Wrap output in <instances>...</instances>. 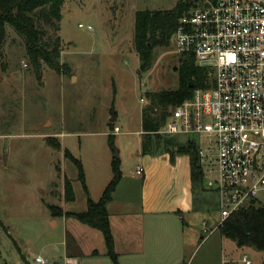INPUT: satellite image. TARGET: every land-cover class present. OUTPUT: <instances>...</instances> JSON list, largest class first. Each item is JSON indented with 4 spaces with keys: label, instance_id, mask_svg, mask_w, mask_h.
I'll use <instances>...</instances> for the list:
<instances>
[{
    "label": "rangeland",
    "instance_id": "1",
    "mask_svg": "<svg viewBox=\"0 0 264 264\" xmlns=\"http://www.w3.org/2000/svg\"><path fill=\"white\" fill-rule=\"evenodd\" d=\"M176 2L64 0L57 33L63 41V67L56 72L43 64L41 80L25 55L22 39L7 27L6 41L0 48V264H37L32 258L47 251H42L46 244L53 247V259L62 260L56 255H62L64 226L61 220L57 226L51 224L47 203H58L53 194L60 191L62 173L74 185H82L76 164L64 157L65 148L80 162L85 185L87 181L93 191L101 180L111 179V163L117 152L123 182L132 188L129 196L135 195L147 169V188L159 204L172 208L183 204L193 187L191 180L189 184V155L175 152L170 160L166 150L175 145L170 142L167 147L165 141L172 136L159 133L151 137L155 140L160 136L159 142L153 141L148 153L142 154L141 130V111L149 103L147 93L178 86L180 55L171 39L167 47L154 48L151 67L140 72L133 48L135 12L170 9ZM205 2L197 0L191 8ZM115 126L119 132H112ZM48 136L59 140L60 150L47 145ZM173 137L179 142L186 139ZM137 164L144 169L142 175L134 173ZM56 178L59 182L54 186ZM194 188V204L198 206L199 198L204 197L207 210L190 216L200 229L204 220L208 229H214L220 220L216 197L200 195L204 192L198 184ZM258 199L264 205V191ZM131 202H136V196ZM184 217L186 226L190 218ZM201 235L206 236L202 230ZM219 235L215 229L211 241ZM211 241L197 248L194 261L210 256L206 253ZM212 250L214 260L217 251L213 246ZM235 253H245L251 264L258 259L248 248Z\"/></svg>",
    "mask_w": 264,
    "mask_h": 264
},
{
    "label": "built area",
    "instance_id": "2",
    "mask_svg": "<svg viewBox=\"0 0 264 264\" xmlns=\"http://www.w3.org/2000/svg\"><path fill=\"white\" fill-rule=\"evenodd\" d=\"M171 38L178 55L205 68L207 85L171 107L157 133L194 141L203 187L217 198L219 225L260 205L264 191V0L207 1L181 16ZM143 172L135 167V174ZM202 231L207 236L213 229L203 222ZM33 261L73 264L42 255ZM241 262L251 264L245 255Z\"/></svg>",
    "mask_w": 264,
    "mask_h": 264
},
{
    "label": "trees",
    "instance_id": "3",
    "mask_svg": "<svg viewBox=\"0 0 264 264\" xmlns=\"http://www.w3.org/2000/svg\"><path fill=\"white\" fill-rule=\"evenodd\" d=\"M196 1L177 0L170 9H145L135 12L133 48L139 58L138 69L140 72L151 67L154 48L169 45L179 19L194 6ZM63 3L64 0H0V48L6 41L7 27L9 26L22 39L25 55L38 80H41L42 77L43 64L56 72H59L63 67L60 62L63 41L57 34L60 28ZM179 61L178 86L175 89L148 92L146 95L149 103L141 111L142 152L144 154L148 153V146L153 141L159 142L160 136L155 137V140L151 137L158 135L157 131L161 129L169 115V108L189 98L194 88L207 85L205 68L196 66L191 55L180 56ZM108 137L112 145L113 133ZM170 142H173V146L175 145L173 149L166 150L169 152L170 160L174 159L175 152L188 154L192 188L198 184L200 190L205 191L197 146L194 141L186 138L179 142L172 136L165 141V145L167 146ZM46 143L53 149L60 150L61 148V143L57 138L48 136ZM64 155L76 164L78 177L88 195L80 162L66 149ZM111 170L112 177L99 199L94 201L88 198L86 210L69 212L66 215L98 229L103 235L107 255L114 264H119L106 208L122 176L118 158L113 157ZM64 199H74L71 181L66 177L64 178ZM49 209L53 216L62 215L60 206L50 205ZM217 228L222 236L235 241L238 246L253 247L262 251L263 259L260 264H264V205L235 211Z\"/></svg>",
    "mask_w": 264,
    "mask_h": 264
},
{
    "label": "crops",
    "instance_id": "4",
    "mask_svg": "<svg viewBox=\"0 0 264 264\" xmlns=\"http://www.w3.org/2000/svg\"><path fill=\"white\" fill-rule=\"evenodd\" d=\"M33 159L37 161L38 158L33 157ZM138 165L141 164H137L136 166ZM49 167L53 168L52 165H49L48 168ZM9 170L11 169L9 168ZM65 177L67 178V176L62 173L60 182L56 178V182L53 183L54 186L58 182L60 185V191H57L55 194L52 193L57 198L58 203H53L56 202V200L51 201L52 203H47L48 208L50 205H56L60 206L62 209V215H52L51 220L53 226H57L60 220L64 226L63 238L61 241L62 255H60V253L56 255V257L58 256V258L62 260L53 259L54 255H51L53 252L51 249L53 247H51V244L43 246L42 251L44 252V250L47 249V251H45L46 253L44 252L36 255H42L51 261L61 263L68 260L73 264H114L107 255L102 233L98 229L80 222L72 216L66 215V213L69 212L75 213L86 210L89 197L82 185L80 188L74 185V183H71L74 199H64ZM148 178L149 170L146 169V173L141 177L135 195L132 196H136V202L132 203V197L129 196L132 188H127L128 184L123 182L124 177L121 176L112 194L111 200L106 205L110 229L114 240V250L117 254L119 264H228L232 262L244 264L241 260L246 254L243 253L242 256H239V254L236 255L235 252L238 249L245 248L250 249L254 254L256 253L255 255H257L258 259L255 264L261 263L263 256L259 250L253 247H240L235 241L221 234L211 241V236L215 232V229H218L216 226L219 221L213 227L214 229L211 234L205 237L201 235L202 229H200L199 226L197 227V223L192 220L194 218H191L190 215L202 209L207 210V205L204 203L206 198H199L200 204L198 206L195 205L191 188V192L189 189V194L179 207L172 208L163 203L159 204L160 201L154 199L151 189L147 188ZM109 179L110 178H104L101 180L99 183L100 185L98 188L94 189V191L90 189L86 181L88 195H91L94 201L99 199L104 188L110 181ZM52 182L53 181H51V184ZM203 192L204 193L200 195L211 193L206 190ZM211 194L216 197L214 193ZM184 215L190 218V220L186 219V226L184 224ZM202 222H206V225H208L206 220L201 221V223ZM209 241H211L210 250L206 255L210 254V256L201 261H194V252L199 246L202 247ZM212 246L215 247L217 251L214 260L211 257L213 252ZM20 251L28 260L29 258L26 254L22 252L21 249ZM28 261L30 262V260ZM250 261L253 262L251 259Z\"/></svg>",
    "mask_w": 264,
    "mask_h": 264
},
{
    "label": "water",
    "instance_id": "5",
    "mask_svg": "<svg viewBox=\"0 0 264 264\" xmlns=\"http://www.w3.org/2000/svg\"><path fill=\"white\" fill-rule=\"evenodd\" d=\"M114 117L111 118V121H113ZM114 158H118L117 152H115Z\"/></svg>",
    "mask_w": 264,
    "mask_h": 264
}]
</instances>
